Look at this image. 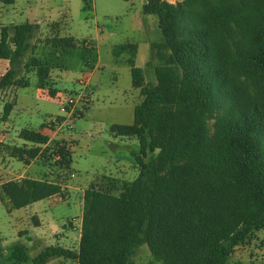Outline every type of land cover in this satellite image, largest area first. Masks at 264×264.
<instances>
[{
  "label": "trees",
  "instance_id": "trees-1",
  "mask_svg": "<svg viewBox=\"0 0 264 264\" xmlns=\"http://www.w3.org/2000/svg\"><path fill=\"white\" fill-rule=\"evenodd\" d=\"M143 13L157 17L163 34L151 45L156 65L148 62L156 83H147L136 66V44L120 48L130 55L132 84L142 100L131 125L110 127L116 136L138 140L133 156L139 174L118 195L109 184L91 185L84 193L79 249L49 246L33 264L53 257L135 264L142 245L161 264H227L252 230L264 226V0H147ZM37 29L31 23L1 29L0 59L10 68L0 78V92L27 88L22 72H34L37 86L55 93L49 64L36 57L23 62ZM50 44L73 48L74 40ZM12 108L4 105L3 120ZM21 135L47 142L32 131ZM12 151L30 160L39 149ZM72 153H64L67 168ZM149 154L156 155L147 161ZM58 192L46 181L23 179L3 184L0 196L9 209H20ZM10 257L29 261L22 246Z\"/></svg>",
  "mask_w": 264,
  "mask_h": 264
},
{
  "label": "rangeland",
  "instance_id": "rangeland-1",
  "mask_svg": "<svg viewBox=\"0 0 264 264\" xmlns=\"http://www.w3.org/2000/svg\"><path fill=\"white\" fill-rule=\"evenodd\" d=\"M57 1L59 5L54 13L57 10L67 11L63 14L66 18L61 20L70 24L72 30L80 37L93 38L89 34V29L93 32L94 27L104 30V39L98 42L96 51L75 47L65 50L61 57L55 58L44 47L40 60L51 66L52 87L62 95L78 92L81 89L80 79L85 73L90 75V94L93 104L91 108L88 107L89 110L87 109L83 118L75 121L73 132L68 134L76 143L72 151L71 164L76 174L74 181L83 184L84 191L93 183L102 189L109 184L107 188H110V192L118 195L124 183H129L138 176L136 174L139 173V168L135 163L134 170L126 168L127 171H116L117 161L129 156L131 149L124 140L113 136L109 128L114 124L131 125L134 120V108L141 102L139 92L129 90L131 88V74L128 70L130 55L125 52L120 53V48L126 44L137 45L136 63L144 68L145 81L155 84L154 70L148 65V62H154L156 65V61L151 57L150 46L153 43L162 42L163 34L158 26L157 17L143 14L144 1L142 3L141 0H136L133 5L129 0H82L83 6L81 0H71L81 3L82 6L72 5L71 10L66 8L67 5L63 0ZM94 9H96V16ZM50 42L49 39L46 41L49 47ZM84 56H92V68L84 67ZM28 79L30 85L17 90L19 103L26 105V108L17 110L16 106L14 109L16 128L17 124L24 126L27 121H31L34 125L35 122L40 123L42 118L51 114H61L58 102L49 96L42 95L38 90L36 76L30 74ZM212 125L213 121L210 122V127ZM155 155L149 154L147 161ZM17 163L20 167L24 166L20 161ZM101 175L106 176L98 180ZM51 204L55 202L43 201L28 208L27 212L32 214L30 212L36 209L38 216L45 224L56 221L61 213H52L49 209ZM62 207L69 216L77 213L72 204L71 208L66 204ZM71 209L73 211H70ZM24 211H12L10 214L6 205L0 201V238L2 240L10 243L15 238L14 233L17 227L34 230L30 219H26L23 223L17 221V215L25 213ZM10 252L8 248L0 249V264L15 262L11 260ZM132 261L135 264H161L153 258L147 245L138 248Z\"/></svg>",
  "mask_w": 264,
  "mask_h": 264
},
{
  "label": "crops",
  "instance_id": "crops-1",
  "mask_svg": "<svg viewBox=\"0 0 264 264\" xmlns=\"http://www.w3.org/2000/svg\"><path fill=\"white\" fill-rule=\"evenodd\" d=\"M63 1L66 3L67 5L66 8H68V10H71L72 5L75 4H77L80 7L83 6L82 0H81L82 6L81 3L78 2L76 3V1H71V0H63ZM135 1L136 0H129V2L132 5L134 4ZM143 1L144 4L147 2V0H141L142 3ZM166 1H168L171 4H176L181 2L182 0H166ZM58 5L59 4L57 0H0V33H1V29L4 27L13 28L16 25H21L24 23L36 24L38 27L31 41V49L29 50V52L27 53V55L23 60L24 63H27L32 57H36L39 60H41L44 47H46L45 50L50 54H52L55 58L61 57L62 52H64L65 50L72 49V48H53L51 46L49 47L48 46L49 43L48 44L46 43L48 39L52 40L54 38H71L74 40L73 48L75 47L85 48L84 45L81 43H83V41L87 39L93 40L94 38L93 40L94 49L85 48V50L92 52L97 50L98 42L104 39L103 38L104 30L99 27H94L93 29L94 34H91L93 33L92 29H89V34L90 36L92 35L93 38L80 37L79 34L75 33L72 30L70 24L61 20L63 18H66V16L63 17V14L64 12L67 11L60 12L59 10H57V12L54 13L55 9L58 8ZM94 15L96 16V9H94ZM38 52H40V54H38ZM87 59H90L93 66L92 56H84L83 58L84 67L86 68L85 62ZM135 64L137 67H139L136 63V59H135ZM9 68H10L9 61L5 59H0V78L8 71ZM142 69L144 68L142 67ZM128 70L130 71L131 74V69L129 66H128ZM30 74L36 76L34 72L29 74L22 72V75L25 76L26 79H28V75ZM37 82L38 80L36 76V83ZM50 82L52 85V80ZM18 88L19 87L17 86H12L0 92L4 97V100L0 98V189L3 184L9 181L21 182L23 179H33L40 181L43 178L45 167L42 164L36 161H30L27 155H25L23 158H18L16 156H13L12 149L17 148L25 151L36 150L38 143H34L32 141L26 140L21 135L22 132L27 130L43 136L45 135V130L43 127L46 121L50 117L58 116L51 114L50 116L42 118V121H40V123L35 122V124L32 125L31 121H27V123L24 126H19V124H17V128H16L14 115H13L14 109L16 108V106H17V110L26 108V105L19 103V95L17 91ZM37 88L42 95H46L55 99L59 104L58 97H60L62 94H59L57 90L53 89L55 93L51 95L48 89H41L38 86ZM129 90L131 92L134 91L139 92V89L133 87L132 76H131V88ZM5 104H10L13 106V108L8 118L6 120H3L2 116H3V108ZM89 108H91V106ZM112 135L117 138H120L121 140H124V142L128 145L129 149H131L129 151V156H126L124 160L119 159L117 161L116 171L118 172L125 170L127 171L126 168L128 169L133 168L134 170L135 160L133 154L139 151L138 140L135 137H121V136H116L114 134ZM60 138L69 139L70 136L67 134H61ZM75 146L76 143L74 141V147L72 151H74ZM17 161L23 163L24 166L20 167ZM138 174L139 173L137 172L136 176ZM104 176L106 175H101L100 177H98V180L103 179ZM75 178L71 179L68 182V190L66 191L68 198L64 201L55 199L53 195L47 199L41 200L39 202H35L24 208L9 209L8 204L0 200L3 204L6 205L7 210L10 212V214L12 213V211L21 212L25 210L24 211L25 213H20L17 215V221L19 223H23L26 219H30L31 225L34 227V230H30V229L27 230L17 227V230L14 233L15 238L11 240L10 243L0 238V249L8 248V250L11 251L10 252V256H11V253L16 247L18 246L25 247L27 254L29 256L28 262H32V259L34 257H36L43 249L49 246H59L64 249L76 252L79 249L80 237H81L84 193L88 188L84 191L83 184L76 183L74 181ZM93 184L95 185V183ZM47 200L49 201L51 200L55 202V204H51L49 206V209L52 211V213L54 212L61 214L59 215L58 220L45 224L43 220L38 216L36 209L34 210V212H30L32 214H28L29 212H27V210L31 206ZM64 204H66L70 208L72 204L74 206V209L77 210V213L69 216L67 213L64 212L65 209H63L62 207V205ZM40 211L42 210L40 209ZM70 211L73 210L71 209ZM260 255L262 256L261 258ZM257 262L259 264H264V226L263 225L252 230L250 238L243 245L236 248L235 252L231 255L227 264H253ZM12 264H16V263L12 262ZM17 264H24V263H17ZM47 264H79V263L71 259H64L62 257H53L48 261Z\"/></svg>",
  "mask_w": 264,
  "mask_h": 264
},
{
  "label": "built area",
  "instance_id": "built-area-1",
  "mask_svg": "<svg viewBox=\"0 0 264 264\" xmlns=\"http://www.w3.org/2000/svg\"><path fill=\"white\" fill-rule=\"evenodd\" d=\"M83 45L87 49H94L91 39L83 41ZM85 65L88 69L92 68L90 59L86 60ZM89 78V74L83 75L79 81L81 89L78 92L58 97L61 114L50 117L46 121L43 127L45 130L43 136L47 138V142L38 144L39 152L33 159H30V161L39 162L45 167L42 181L60 188V192L54 195L55 199L58 200L64 201L68 198L66 194L68 182L76 176L72 168H67L63 163L64 153L74 147V139L72 136L69 139L60 138V135H68L73 132L75 121L83 118L88 107L93 103ZM0 98L4 100L1 93Z\"/></svg>",
  "mask_w": 264,
  "mask_h": 264
}]
</instances>
